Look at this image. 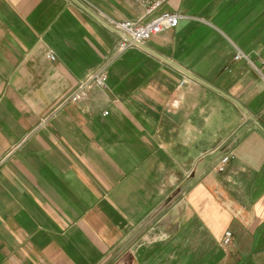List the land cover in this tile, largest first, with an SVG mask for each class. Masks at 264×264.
I'll return each instance as SVG.
<instances>
[{
    "label": "crops",
    "instance_id": "obj_1",
    "mask_svg": "<svg viewBox=\"0 0 264 264\" xmlns=\"http://www.w3.org/2000/svg\"><path fill=\"white\" fill-rule=\"evenodd\" d=\"M262 58L264 0H0V264H264Z\"/></svg>",
    "mask_w": 264,
    "mask_h": 264
},
{
    "label": "built area",
    "instance_id": "obj_2",
    "mask_svg": "<svg viewBox=\"0 0 264 264\" xmlns=\"http://www.w3.org/2000/svg\"><path fill=\"white\" fill-rule=\"evenodd\" d=\"M83 1V0H82ZM86 1V0H84ZM139 5L146 9L147 14H151L158 10L160 6L168 0H133ZM179 15L175 12L161 11L153 18L147 21L142 20H109L113 28L119 33L114 46L113 53L121 52L128 49L129 47L136 46L142 47L144 43L153 35L159 34V32L173 28L178 24ZM46 56L52 61L55 60L56 56L53 55L52 51H48ZM235 59L247 58L246 55L241 51L237 50ZM262 79H264V58L260 59L259 66L256 67ZM107 69L105 64H100L90 73H88L83 79H81L76 86L63 97V102L74 101L83 102L88 97L89 92L94 88H104L107 86ZM178 105V99L172 100L170 107L176 108ZM233 157L232 150H227L222 158L214 166V169L218 172H223V169ZM233 233L230 229H226L221 239V244L224 246L230 244L232 241Z\"/></svg>",
    "mask_w": 264,
    "mask_h": 264
},
{
    "label": "water",
    "instance_id": "obj_3",
    "mask_svg": "<svg viewBox=\"0 0 264 264\" xmlns=\"http://www.w3.org/2000/svg\"><path fill=\"white\" fill-rule=\"evenodd\" d=\"M180 188H178L175 192H173L170 196L167 197L166 201L169 202L172 197H174L178 192H179Z\"/></svg>",
    "mask_w": 264,
    "mask_h": 264
}]
</instances>
